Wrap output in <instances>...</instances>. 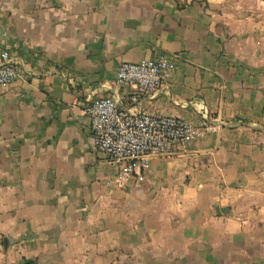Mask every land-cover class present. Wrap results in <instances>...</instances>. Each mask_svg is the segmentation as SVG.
<instances>
[{
    "label": "crops",
    "instance_id": "1",
    "mask_svg": "<svg viewBox=\"0 0 264 264\" xmlns=\"http://www.w3.org/2000/svg\"><path fill=\"white\" fill-rule=\"evenodd\" d=\"M0 264H264V0H0ZM176 56L130 101L121 62ZM216 130L137 182L92 140L84 105Z\"/></svg>",
    "mask_w": 264,
    "mask_h": 264
},
{
    "label": "built area",
    "instance_id": "2",
    "mask_svg": "<svg viewBox=\"0 0 264 264\" xmlns=\"http://www.w3.org/2000/svg\"><path fill=\"white\" fill-rule=\"evenodd\" d=\"M176 56L158 54L138 62H121L116 72L119 83L133 90L130 101L139 103L142 94L163 91L171 78ZM21 76L8 52L0 54V86L7 87ZM200 118L196 123L177 116L156 115L124 108L112 96L90 98L84 105L95 148L116 166L115 180L141 182L155 157L188 152L196 140L216 130L205 105L193 102ZM10 264H35L34 262Z\"/></svg>",
    "mask_w": 264,
    "mask_h": 264
}]
</instances>
